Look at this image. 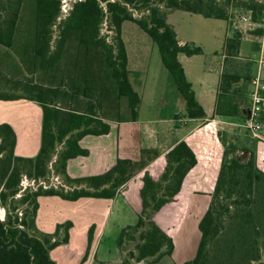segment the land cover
I'll return each mask as SVG.
<instances>
[{
  "label": "trees",
  "instance_id": "trees-1",
  "mask_svg": "<svg viewBox=\"0 0 264 264\" xmlns=\"http://www.w3.org/2000/svg\"><path fill=\"white\" fill-rule=\"evenodd\" d=\"M232 5L250 10L252 19L261 21L264 0H71L60 18L62 0H0V44L21 62L16 64L11 50L0 54V77L12 86L0 87V100L26 99L42 110L40 147L34 156L16 154L15 129L8 122L0 123V206L5 209L4 217L0 216V264H57L50 250L68 241L72 222L58 223L51 233L39 230L35 222L39 195L69 200L111 198L160 154L157 148H142L139 159L118 158L100 174L71 177L66 170L69 158L88 153L79 144L84 135L105 134L111 121L138 117L140 96L129 79L122 22L137 23L157 44L161 61L185 102L184 112L174 118H203L206 112L178 59L179 53L200 54L203 48L193 42L181 43L167 14L181 9L228 20ZM133 10L141 15L135 16ZM104 22L106 33L101 31ZM54 24L58 31L53 39ZM240 43L238 30L224 40L225 66L222 64L214 112L244 119L254 75L253 60L239 58ZM23 70L30 75L21 80L17 76H24ZM260 92L264 95V88ZM124 99L128 111L122 109ZM260 118L264 120L262 115ZM219 136L222 160L209 206L198 223V247L182 264H264V170L257 164V139L247 138L240 146L222 132ZM242 150L248 151L246 159ZM165 157L159 178L144 172L137 220L119 233L121 251L127 237L136 240L122 264H128L130 258L151 257L157 262L172 254L174 244L168 231L179 224L184 212L187 191L182 181L196 156L181 139ZM52 175L62 179L58 186L51 183ZM177 201L180 210L170 222L169 211ZM93 232L91 226L86 252Z\"/></svg>",
  "mask_w": 264,
  "mask_h": 264
},
{
  "label": "crops",
  "instance_id": "crops-1",
  "mask_svg": "<svg viewBox=\"0 0 264 264\" xmlns=\"http://www.w3.org/2000/svg\"><path fill=\"white\" fill-rule=\"evenodd\" d=\"M241 15L246 18L244 20L240 19L239 16ZM168 16L169 13L167 14V21ZM232 20H237L236 26L231 23ZM225 21L230 28L226 36L232 35L235 31L231 32V27L241 32L239 58L253 60L252 71L255 76L262 27L252 19L250 10L234 7L233 5L230 8L229 19ZM123 23L124 21L122 22L121 32L127 51L129 79L133 88L138 92L141 102V93L136 84L141 85L143 82L144 85L146 84L144 76L140 75H144L149 68L144 71L146 60L141 58L139 54L133 53V57L131 56L123 36ZM177 37L181 43L192 41L188 37L181 39L178 34ZM200 54L188 56L179 53L178 59L184 67L187 79L192 83L196 98L206 112L205 117L174 118L176 113H181L178 107L172 108L174 101H177L184 108L185 102L184 99L182 102L181 94L177 92L173 79L162 63L161 68H158L160 74L159 94H155L154 91V95L157 97L156 104L160 99L159 103L162 106L157 115L158 118L140 123L139 103L136 120L111 121L108 133L86 134L79 140V144L88 149V153L68 159L66 170L71 177L103 173L112 167L118 158L139 159L142 148H157L160 151V154L153 158L143 170L131 177L115 196L111 198L83 196L76 200L65 199L59 195L38 196L35 222L39 230L51 233L55 231L58 223L67 220L72 222L68 229V241L60 243L50 250V255L57 264H122V255L117 244V238L123 227L134 224L137 220L141 209L140 189L143 174L148 171L153 178H159L166 164V152L181 139H184L194 151L196 163L190 167L182 181V186L187 191V203L181 220L177 226L171 227L168 231L174 244L171 256L179 264L188 260L186 253L188 239H191V235L195 231L198 232L199 220L209 206L211 192L215 187L223 154V143L219 132H222L229 140L236 143L240 140L242 144L237 143L240 146H244L247 138H256L257 163L260 165L261 162L264 165V120L261 136H255L243 125V119L237 116L215 114V99L224 53L222 52L216 59L208 61L198 58ZM260 82L264 88V70L260 73ZM148 85L150 88V82ZM149 88L146 90L152 93ZM176 96L177 99H175ZM25 100H0V104L10 102L12 104L9 105H14V103ZM28 101L26 103L32 106L35 105L34 107L39 112L35 114V118L32 117L33 119L30 121L28 119L26 125L23 120L15 115L0 118V123L8 122L15 129L17 135L15 153L22 156L37 154L41 141L42 110L37 103ZM19 105L24 104L19 103ZM165 105H170L172 108L167 116L161 115ZM172 115L173 119H171ZM261 115L264 117V108ZM169 120H172V122H169ZM164 121H166L165 124H163ZM241 154L246 159L248 151L242 150ZM52 176L51 183L52 181L54 183L53 178L56 176ZM91 226H94L93 239L88 252H86L88 233ZM62 235L60 233L59 236ZM199 239L200 230L197 236V247ZM84 256L85 259L83 260ZM178 259L180 260L178 261Z\"/></svg>",
  "mask_w": 264,
  "mask_h": 264
},
{
  "label": "rangeland",
  "instance_id": "rangeland-1",
  "mask_svg": "<svg viewBox=\"0 0 264 264\" xmlns=\"http://www.w3.org/2000/svg\"><path fill=\"white\" fill-rule=\"evenodd\" d=\"M63 1V7H62V14L60 17L64 16L67 13V10L70 6L71 0H62ZM235 2V1H234ZM235 4V3H234ZM135 16H140L141 13L133 10L132 11ZM171 13V14H170ZM168 21L171 23V25L174 27L176 33L181 39H185V37H188L190 40L189 42H193L196 45H200L203 48V53L198 56V58H201V60H210V59H216L217 56H220V54L223 52V43L225 40V36L229 31V27L227 26V23L223 19L213 18V17H204L201 14L198 13H192L187 12L185 10L181 9H175L171 12H169ZM107 22H104L101 31L103 33L107 32ZM53 39L57 35L58 26L57 24L53 25ZM231 32L233 30H237L234 27H231ZM110 32V35L107 36L108 39H110L112 32ZM123 36L126 40V43L128 45L129 51L131 53V56L133 57V53L139 54L141 58H144L146 60L145 62V68L144 71H146L148 68V71L144 73V82L139 85L136 84L138 87V90L141 93V102L140 103V123H143L144 121H149L154 118H158L159 111L161 109L160 105V99H158V103L156 104L157 97L154 95L159 94V88H160V74L158 72V68L160 69L162 66V61L160 58L159 50L157 47V44L152 40V38L146 33L137 23L125 20L123 23ZM4 50H11L6 49L3 45L0 44V54ZM10 53L13 55L14 60L17 65H21L20 60L18 57L13 53L11 50ZM216 53V54H215ZM225 59V58H224ZM229 60H232L231 63L235 64L236 59L229 58ZM225 66V64L223 63ZM7 70V73H12V69L5 68ZM26 70H23L24 76L19 74L17 77L21 80L25 77H28L30 73L25 72ZM16 75V74H15ZM146 76V78H145ZM39 77V76H38ZM36 78L38 80L39 78ZM23 79V80H24ZM150 82V88L148 87ZM152 82V83H151ZM174 82V81H173ZM11 84V82H9ZM8 82H4L2 80V77H0V87L5 89H11L12 86H10ZM144 87H146L144 89ZM252 83L250 85V91L252 89ZM149 88V91L152 93H149L146 89ZM22 92V91H21ZM178 92V91H177ZM181 100L183 102V98L180 95ZM177 99V96L175 97ZM28 100L21 101L19 103H23L24 105H19V103H14V105L10 102L0 104V118L1 117H11L12 115H15L17 118L23 120L25 125L27 124V120L29 121L33 118H35V114H37L38 109L34 107L35 105H28ZM126 99L123 100V106L122 109L124 110L127 108L126 106ZM13 106V107H10ZM16 106V107H15ZM178 110L184 112V107H182L177 101H174V105H172V108H177ZM170 105H165L162 109L161 115L167 116L168 113L172 110ZM128 111V108H127ZM170 111V112H169ZM23 113V114H22ZM33 117V118H32ZM173 115L171 116V119ZM37 119V118H36ZM169 122H172V120H169ZM29 123V122H28ZM166 121H164L163 124H165ZM24 126V124H23ZM26 127V126H25ZM264 132V131H263ZM238 144H242L240 140L237 142ZM258 164V163H257ZM260 165H258L262 170H264V165L260 162ZM143 170V169H142ZM141 171V170H140ZM138 171V172H140ZM53 177V176H52ZM54 183L56 186L60 184L62 179H59L57 176L53 178ZM47 186V185H45ZM176 207L169 211V221L172 222L174 218L176 217V213L180 210V203L174 202ZM166 212H164V215ZM164 217V216H163ZM166 220V218L164 217ZM197 231L191 235V239H188V248L186 249L187 253V259L192 258L196 252L197 249V236L199 234V230L197 227ZM193 232V231H192ZM136 240L130 241V239L127 237L125 239V242L123 243V249L121 251L122 257H124L129 249H132L134 247ZM123 259V258H121ZM180 259H178L179 261ZM177 262V260H176ZM175 260L172 258L171 255H165L163 256L159 261L152 262L151 257L146 258L141 261H136L134 258H130L128 264H177ZM179 264V263H178Z\"/></svg>",
  "mask_w": 264,
  "mask_h": 264
},
{
  "label": "built area",
  "instance_id": "built-area-1",
  "mask_svg": "<svg viewBox=\"0 0 264 264\" xmlns=\"http://www.w3.org/2000/svg\"><path fill=\"white\" fill-rule=\"evenodd\" d=\"M63 7V1H62ZM70 7V6H69ZM69 9V8H68ZM68 11V10H67ZM240 19H245L244 15L239 16ZM234 26L237 24V20H232L231 22ZM258 25L262 27V33L259 37V53L257 57V73L252 79V89L250 91V107L243 119V125L251 131L255 136H261V131L263 129V121L261 120V112L264 108V95L260 92L263 86L260 82V73L264 70V12L261 17V21L257 22ZM28 179L24 178L23 184L27 185ZM5 214L4 207L0 206V216L3 218Z\"/></svg>",
  "mask_w": 264,
  "mask_h": 264
}]
</instances>
